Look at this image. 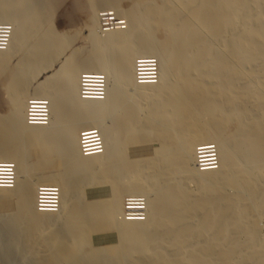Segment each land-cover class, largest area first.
Returning <instances> with one entry per match:
<instances>
[{"label":"bare ground","instance_id":"bare-ground-1","mask_svg":"<svg viewBox=\"0 0 264 264\" xmlns=\"http://www.w3.org/2000/svg\"><path fill=\"white\" fill-rule=\"evenodd\" d=\"M120 1L0 0V264H264V0Z\"/></svg>","mask_w":264,"mask_h":264},{"label":"rangeland","instance_id":"rangeland-1","mask_svg":"<svg viewBox=\"0 0 264 264\" xmlns=\"http://www.w3.org/2000/svg\"><path fill=\"white\" fill-rule=\"evenodd\" d=\"M62 1H63V3L61 2L59 4L58 8H55L56 10H54V13H53L54 15H53V20L52 21H53L54 26L56 27V29L58 31L68 32L69 35H73V37H75V33L78 32L81 29L82 31L80 32V34H78L79 36L76 38L77 40H75L74 45H72V47L74 48L75 45H78L80 43H82V44L84 43L85 44V42H86V39H85L86 34L89 33V29H87V28L85 29V23L87 22L88 15H89L87 6L85 5L84 2H82L83 0H76V1H78L77 3H80V5L77 4L78 8L76 6L77 9L75 8L76 10H74L73 7H72V1L73 0H62ZM79 1H81V2H79ZM127 1H128V3H127ZM127 1L126 0L125 1L124 0H121L120 1V5L122 7L124 5L123 8L130 7V1L129 0H127ZM109 10H112V9H109ZM109 10L107 9L106 11H109ZM102 12H103V10H102ZM102 12H100V13H102ZM82 27H84V28L82 29ZM55 71H56V69L54 67L52 70H49L48 71V74L49 75H52V74L55 73ZM90 77L93 78L95 76H93V77L90 76ZM2 91H4V88H2L1 87V84H0V93H1L0 94V98L1 99L3 98L4 101L7 102L6 101V97H5L6 95ZM1 99H0V103H2L1 102ZM4 101H3V104H1L2 106H0V112H2V113L3 112H6L7 109H8L7 103H5ZM93 132H95V131H93ZM133 154H134V152L132 153V155ZM135 154H138L140 156L141 155L142 156L150 155L151 154L150 147L147 148L145 151L140 149ZM209 156L210 155H206L205 156L206 157L205 160H207V158L209 160ZM132 157H134V156H132ZM104 188H106V187L105 186H99V187L88 188L87 189L88 198H97V197H100V195H103L102 191L105 192V194H107L108 191L107 190H103ZM127 200L129 201L130 199L126 198L125 201H127ZM125 207H127V206H125ZM124 211H125V215L126 216L127 215H131V213L128 214L126 212L127 209H125ZM110 234H113V233H110ZM112 237H113L112 239L115 240L114 235H112Z\"/></svg>","mask_w":264,"mask_h":264},{"label":"built area","instance_id":"built-area-1","mask_svg":"<svg viewBox=\"0 0 264 264\" xmlns=\"http://www.w3.org/2000/svg\"><path fill=\"white\" fill-rule=\"evenodd\" d=\"M84 79L86 78V77H83ZM80 86V85H79ZM1 163H5V162H0V164ZM16 178V173L14 172V171H12V174H11V183L13 182V180Z\"/></svg>","mask_w":264,"mask_h":264}]
</instances>
